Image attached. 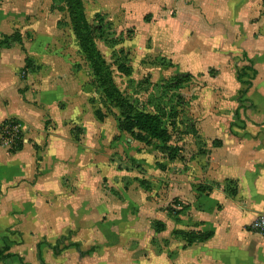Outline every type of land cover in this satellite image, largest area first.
Segmentation results:
<instances>
[{
    "label": "rangeland",
    "instance_id": "374dc122",
    "mask_svg": "<svg viewBox=\"0 0 264 264\" xmlns=\"http://www.w3.org/2000/svg\"><path fill=\"white\" fill-rule=\"evenodd\" d=\"M81 1L80 33L102 57L111 95L155 116L168 139L121 128L128 110L113 103L81 49L71 0H0V41L19 36L9 48L27 64L3 76L13 85L0 87V116L18 114L14 132L34 159L28 180L55 191L40 195L46 218L29 219L32 228L39 236L48 224L52 243L65 236L60 246L90 250L81 257L71 247L52 264H200L181 233L214 232L212 220L221 221L238 193L236 179L216 178L213 154L246 140L251 151L264 147V0L262 9L260 0H151L155 8L146 0ZM244 54L257 74L238 107ZM11 144L0 136V152ZM226 157L217 174L241 168ZM15 223L0 216V247ZM251 223L239 233L264 236Z\"/></svg>",
    "mask_w": 264,
    "mask_h": 264
},
{
    "label": "crops",
    "instance_id": "0c3cea01",
    "mask_svg": "<svg viewBox=\"0 0 264 264\" xmlns=\"http://www.w3.org/2000/svg\"><path fill=\"white\" fill-rule=\"evenodd\" d=\"M262 1L263 0H260L259 2L260 9H262ZM157 2L156 4H161L159 0ZM146 5H148V7H154L155 3H152L151 0H146ZM234 6L235 3L232 4L228 11L231 12L234 17H237L239 9L236 7L234 8ZM214 8L217 9L218 7L214 6ZM260 9L255 15H247L244 23H246V20L249 18L261 15ZM23 62L25 66V58L22 53L18 54L11 48L0 49V87H2L4 92L12 88L13 83L11 81L8 85L3 76L12 71V69L19 64V66H22ZM0 118H2L1 120L3 121L5 118H18V114L13 112L11 116L1 115ZM249 145L250 142L246 140L244 145H239L237 147L223 146L220 149L222 152L213 154L214 157L212 161L214 160L217 166L219 162L226 160V155H231L237 160L241 168L243 167V170L238 168L235 172L234 166L231 165L230 169H234V172H230L231 174L228 176H223L217 174L216 165L213 167L215 171L212 172L216 175V178L230 177L237 180L238 193L235 201L238 202L231 201L225 203L221 221L217 223L212 220L211 224L215 225V228H217H214V232L206 231L205 228L198 231L202 233H211V236L206 242H194L190 244L192 245V250L196 251V253H194V256H196L195 260L198 259L199 255L203 257L202 263L200 264H264V236L259 233H239V227L241 225L250 224L256 217L264 216V147L251 151ZM29 151V149L25 150V148L22 147L20 151L13 154L0 152V216L10 214L15 216L16 219L11 233H7L1 237L2 246L0 249L4 244L8 245V253L17 255L21 258L20 263L17 257H13L17 258L19 264H52V256H59L67 249L63 250L59 255H55L47 246V244H55L46 237L47 230L50 231L52 226L47 224V228L44 230L41 229L42 232L39 236L36 235V231L32 228V223L29 219L34 218L37 222L33 223L40 224L44 218H46L43 214H40L38 210L40 195L44 193L48 195L49 192L55 191L51 189L52 184H42L43 182L40 183L38 178L34 183L28 180L31 175L28 171L30 168L28 167H31L32 163H34V159L31 157ZM52 169L53 167L51 170ZM68 210L69 213L72 209ZM49 212L52 213L54 211L50 209ZM57 215L61 216L60 213ZM25 224L27 229L24 227ZM67 224L68 223H65L62 226L63 228L58 234L62 233ZM30 232L33 234L31 235ZM43 235L47 240L44 243L39 240ZM28 239L31 241L30 245H28ZM55 239H57V237ZM39 243H41L40 246L45 244L47 247L46 250H42L41 252L40 246L38 248ZM39 255L42 261L39 260ZM5 261H0V263Z\"/></svg>",
    "mask_w": 264,
    "mask_h": 264
},
{
    "label": "trees",
    "instance_id": "16d2710c",
    "mask_svg": "<svg viewBox=\"0 0 264 264\" xmlns=\"http://www.w3.org/2000/svg\"><path fill=\"white\" fill-rule=\"evenodd\" d=\"M71 1H72L71 16L73 17L72 23L74 24V29L80 41L81 49L84 51L86 57L88 58L96 77L99 79V81H101V84L104 87V89L107 90V93L113 98V103L116 106H118L120 109L125 108L128 110L127 112L128 116L124 117L126 119V122L120 121L119 125L126 132H132L135 130L143 134V136L148 140L152 139V140L165 142L168 139V133L161 126V123L155 116L151 114H145V113L133 111L132 107L124 103V101L120 97H118L117 95L116 96L111 95L114 89L111 81L109 80L108 75L106 74L104 68V61L102 60V57L99 55L98 51L96 53L93 47H89L91 43L82 39V35L80 33L81 30L80 14L83 12L82 1L81 0H71ZM9 40L10 42L15 44L20 43L19 36L18 38H15L5 35L3 40L0 41V48H9L12 44V43L10 44ZM243 57L246 59L248 64L242 66L239 70H237L235 76L236 82L243 86V88H241L238 92V99H237L238 107L242 104L243 102L242 98L246 95L247 91L251 86V81L255 78L257 74V71L253 67L252 61L248 59L245 54L243 55ZM24 68H27L26 59H25ZM244 78H247V80L245 81ZM249 104L250 106L253 107L252 103L249 102ZM16 125H18V121L15 118L6 119L2 121L0 124L1 140L10 138V140L12 141L10 149L8 150L10 153H15L17 151H20L23 147V137L21 132L19 131L14 132L11 130ZM181 234L185 237L187 241L186 243L188 245L194 242L206 241L211 236V233H202V232H189V233L182 232ZM64 239H66L65 236H62L55 242V244L53 245L47 244V246L52 250V252L55 255H59L63 250L68 249L70 247L75 248L80 256H84L90 252V250H87L85 252L80 251L78 243H69L60 246L61 241ZM40 244L41 243L38 244V248ZM8 250H9L8 245L4 244L3 247L0 249V261H5L7 259L17 257L21 263V258L18 257L17 255L8 253ZM39 260L42 261L40 255H39Z\"/></svg>",
    "mask_w": 264,
    "mask_h": 264
},
{
    "label": "built area",
    "instance_id": "2783aa9c",
    "mask_svg": "<svg viewBox=\"0 0 264 264\" xmlns=\"http://www.w3.org/2000/svg\"><path fill=\"white\" fill-rule=\"evenodd\" d=\"M17 126H18V125H16L15 127H13L11 130H12V131H15V130L17 129ZM2 140H3V141H6V140L10 141V138L2 139ZM250 226H251L253 229L260 231L261 233H264V216H258V217H256V218L252 221V223H251Z\"/></svg>",
    "mask_w": 264,
    "mask_h": 264
}]
</instances>
